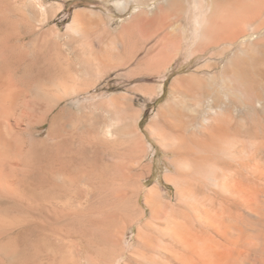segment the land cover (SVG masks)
I'll return each instance as SVG.
<instances>
[{
	"label": "bare ground",
	"instance_id": "bare-ground-1",
	"mask_svg": "<svg viewBox=\"0 0 264 264\" xmlns=\"http://www.w3.org/2000/svg\"><path fill=\"white\" fill-rule=\"evenodd\" d=\"M113 1L124 13L138 3L115 33L90 8L67 25L88 47L75 54L86 91L97 90L93 70L134 82L85 103L80 159H70L82 168L67 175V264H264V0ZM196 58L141 125L165 93L151 81ZM7 99L0 80V111ZM93 108L109 114L102 126ZM149 138L166 154L169 188L149 183Z\"/></svg>",
	"mask_w": 264,
	"mask_h": 264
},
{
	"label": "rangeland",
	"instance_id": "rangeland-1",
	"mask_svg": "<svg viewBox=\"0 0 264 264\" xmlns=\"http://www.w3.org/2000/svg\"><path fill=\"white\" fill-rule=\"evenodd\" d=\"M38 1L0 0V80L9 94L0 111V264H67V175L82 168L70 159H80L87 127L85 103L104 100L134 84L121 81L122 69H111L100 78L93 70L97 90L86 91L85 63L75 54L88 47L73 41L67 25L76 9L90 8L106 12L115 33L138 3L124 13L113 0H40L44 15L50 17L43 22ZM155 1L159 0L143 6L152 8ZM197 60L185 64L182 59L184 65L167 74L165 81H151L165 93L149 103L141 125L166 99L170 79L191 71ZM144 105L141 100L139 107ZM102 110H94L99 114L94 126L108 120ZM149 140L157 149L149 183L169 188L163 179L166 154ZM153 154L150 150V158Z\"/></svg>",
	"mask_w": 264,
	"mask_h": 264
}]
</instances>
